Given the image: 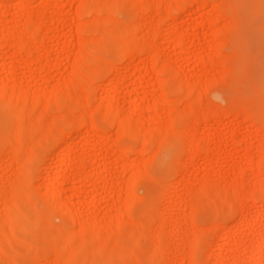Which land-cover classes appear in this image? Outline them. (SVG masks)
I'll return each instance as SVG.
<instances>
[{"label": "bare ground", "instance_id": "obj_1", "mask_svg": "<svg viewBox=\"0 0 264 264\" xmlns=\"http://www.w3.org/2000/svg\"><path fill=\"white\" fill-rule=\"evenodd\" d=\"M76 1L77 7L74 9L75 12L72 20L66 24L67 31L63 39L73 38L76 42L77 52L73 57L71 73L63 84L57 85L55 89L49 93L47 98L44 94L34 90H23V88H21L22 79L18 80V83L16 82V84L10 85L9 78H6V80L0 78L1 108L10 111L8 123L14 126L12 127L11 133L12 140H10L15 145L14 152L11 153L15 154V161H17V170L14 168L13 171L16 176L15 180L8 183V186L6 183V186H3L7 187L6 193L8 196L3 199L0 197V264H31L32 260L29 258L34 257L32 254L37 251L39 247L28 242L27 236L30 233L29 230L34 229V231H40V225L49 233L44 236V241H47L46 243L44 242V246L47 248L46 254L44 255L46 263L38 261L39 264H108L109 261H114V264H125L127 262L130 264H141V259L145 258L144 254H146V256L148 255V258L150 256L152 259H155L156 263L162 260V262H164V259H166L164 255L170 254L171 258L167 264H200L197 258V252L200 248L198 241H187L186 247L180 250L176 248L175 245L172 244L175 247L170 245V243H172V236H174L173 233L180 229V224H187L189 226V231L191 228V232H193L195 237L203 236V230L196 227L197 225L193 226L194 224L192 225L191 221L194 216L203 214L211 215L216 219L214 225L210 226H213V228L211 227L212 231L217 233L221 231V225L217 217L231 210H234L237 214L236 221L244 225L248 231L245 242L229 250L226 256L233 259V264H264V235L257 236L258 231L249 227L247 218V211L249 210L248 202L259 204L258 209L260 210L264 208V172L261 169L264 163V124H254V120L252 121L251 116L247 114L248 111L244 112V110L241 109L238 111L240 112L239 114H244L241 115L242 118L240 119L243 122L244 120H250L253 123L252 126L248 125L249 127H247L248 137L242 138L239 129L230 126V122L223 123L219 120L220 117L235 120L238 118L239 114L227 108L218 107L217 109L213 107L214 109L211 110L204 108L196 115L193 109L195 103H201L200 101L207 91L220 84L225 76H229L225 70L226 68L222 70L221 64L224 65L226 61H231L239 56L238 52L234 54L233 51L232 54L226 56H222L224 53L221 54V50L226 44L227 35L238 28V21L233 11H227L223 3L218 2L214 4L212 3L213 0H210L212 2L209 3V6L211 3L213 4L210 7L212 11L216 13L215 18L205 19L200 17L195 20V24L193 25L194 28L199 27L205 22L209 24L207 35H209L210 40L203 50L202 57L198 59L204 60L209 66L215 68L223 78L219 80L199 79L198 81L192 82L178 79L175 69L169 62L160 59L159 52L157 49H153V45L149 47L136 41L134 33H140V31H138L139 27H136V25L130 27L128 24H126L128 26H125V23L123 25L121 21V24L116 26L112 21L113 18H110L108 13L126 9L130 12L131 19L144 18L147 25H143H145L144 28H146L148 24L152 23V20H154V16L150 15V13L155 12V14H159L156 21V30L167 21H172V41L178 48L188 51L185 45L186 34L180 29L178 22L185 5L190 6L196 4L198 8H204L206 7V3L203 0ZM228 1L231 2L230 0ZM30 5L31 0H21L19 10L29 7ZM230 6H232L231 3ZM3 8L5 7L0 5V14ZM100 15L104 17L101 18ZM219 15L220 17L218 18ZM85 17L92 20L86 23L80 22V20ZM222 17L227 20L226 25L220 29L216 28L214 26L215 22ZM63 22H65V20L61 17L57 20V25ZM40 23L41 22L38 20L33 23L25 22L23 24V29L19 32L15 31L8 35H4L3 33L0 34V48L4 46L3 49L7 47L13 50L10 54L11 60L8 63L10 66L15 65L20 59L26 58L27 60L24 65H38V72L48 68L49 61H47V50L42 44L41 39L44 27L41 25L42 23ZM41 29L43 30L41 31ZM156 30L152 33L148 32L153 42L156 38ZM91 33L97 34L96 39H85L83 37V35ZM196 40L197 39H194V41ZM236 45L235 43L233 47L235 48ZM107 46H109V50L106 49ZM61 50H65L63 46ZM112 51L115 53L118 52V56L126 57L129 61V65L141 54L145 55L142 70L139 72L137 78L138 80H142L146 77L154 79L160 94L162 93L161 96H157V98L153 99L147 107L149 113L148 120L139 121L135 119L134 116L140 111L139 104L131 106L128 115L123 114V109L121 107L113 105L112 98L114 95L108 87L117 82L116 72L118 67L111 64L109 61L110 52ZM186 59L187 60L183 61V64L191 65L192 63L188 61V58ZM101 71H107L110 76L109 84L103 91L105 103L103 104V102H100L96 107V111L101 114L105 124L110 127L115 126L117 132L127 135L129 138L140 142L142 145L144 143H151L159 147L169 142L183 144L186 147L185 153L188 152L190 155V157H187L192 161L197 157H201V154H204V156H202L204 158L203 170L205 171L213 167L220 170L222 166L221 161L229 154H232L233 148L238 146L240 151L245 152L242 162L247 168L255 167L254 179L259 181L261 185L255 188H245L241 180H234L228 184L214 185L207 178L201 183L191 181L188 185H183L181 180L177 179L175 181L178 183V188L197 187L195 194L185 200L189 205V216L187 215V217H184L183 215L175 214L174 216L178 219V223L172 222L171 220L166 221L152 209L147 217H142V221L131 220L127 213L128 208L133 203H137L141 200L133 196L131 192V187L135 183L138 184V182L139 184H146L149 192L153 194L157 200L163 196L162 198L165 202L159 204L157 201L156 206L158 204L161 208L160 205L166 203L167 213L170 216L174 214V205L171 201L173 192L176 188H174L173 185L169 186L170 182L169 184L167 183L168 185L166 182H156L151 175L147 173L145 168L149 162L148 158H150V155L147 159H143L141 155H138L133 160L131 159V161L126 160L127 150L119 151V153L114 152L113 150L116 147L113 143L111 145L110 136L107 133H95V139L89 140L90 135L96 130L95 125L92 122H88L90 120L85 122L84 118H79V114H77L79 115L78 118L68 115L62 116V114L60 117H54L50 120V124L47 122L46 124L48 125L46 126H44L45 123H43L46 119V115L44 114L46 110L43 108L55 107L59 110H64L62 111L64 114L68 113L66 112L67 107L65 108L60 105L63 101L66 102L67 105L69 104L72 106L71 111L80 110L82 114L86 113L84 111L88 109L82 108L87 104L83 93L90 90V77ZM165 74L176 79L175 92H178L181 97L182 94H184V98L181 99L180 97V99L178 98L173 101L164 100L163 95L168 90L167 79L165 80L162 77ZM216 93L217 92H212L213 95L211 96H215L214 94ZM258 102V106H260V104L262 106V108L260 106V114H262L264 105L261 103L262 101L260 104ZM165 103H168L169 107L160 114L161 105ZM181 103L187 107V110L181 111L179 109ZM206 106L209 105L206 104ZM233 108L236 107L233 106ZM31 116L34 117L33 120ZM53 116H55V114ZM261 116L264 117L263 115ZM161 117H167L170 121L160 128L152 129L151 126L158 123ZM43 118L44 120L42 122L41 120ZM256 118L255 116L254 119ZM193 119H196L195 124L192 123ZM221 122L225 124H222V126L226 127L223 135L227 139V142H223L224 148L222 151H218V149L214 148V133L208 132L207 137H205L193 131L196 125L199 124H209V126L214 129L218 128ZM72 125L84 127L86 135L84 136L85 142L83 145L86 150L89 143L104 147V149H100V156L107 161L105 168H101L98 163L100 158L99 154L90 156L88 152H84L83 156H74L72 159L69 158V155L74 152L75 147L72 143V135L68 136L65 130ZM28 134L35 135V139L28 137ZM255 135H259L261 140L253 150V143L250 137ZM52 142H55L56 150L61 152L59 156L52 160V163L57 162L58 164L56 165L55 172L49 179L47 193L42 194L36 186H32L28 181V170L25 164L27 159H32L35 157V154L42 153L44 151V146ZM10 149L11 148H9V150ZM135 149L136 148H134V150ZM135 151L136 152L133 153H144L140 150L137 151V149ZM22 152L25 153V158H21ZM50 153L53 154L54 152ZM154 153L155 151L153 154ZM13 154L12 156H14ZM127 161H129V165H132L136 161H140L142 167L138 172L132 170L131 173H129L130 175L126 182V186L123 190H119L123 193L122 195L119 194L120 197L117 200V205L111 211L110 215L107 216L110 217L107 224L101 221L96 223L88 219L81 212L75 210L70 202L64 200L62 186L77 180L83 181L85 184L97 182L96 180L100 173H102L103 176H107L108 166L118 162L125 163ZM52 163H49L45 168L41 169V173L46 174L52 168ZM87 164H90L89 171H86L85 168ZM227 168L238 171V174L241 176L247 172V168H242L237 165L227 166ZM120 170L125 172L124 167ZM176 178L177 177H175V179ZM111 187L115 189L114 186ZM167 187L169 188L167 189ZM68 198H76L77 200L79 194L76 191H72ZM90 203H92V201H90ZM39 206L46 207L52 214L69 223L72 230L69 231V229V232L66 230V233H62L60 230L52 227L40 211ZM29 220L31 223H29ZM206 220L208 219L205 218V222ZM147 223L150 224L151 227L146 228L143 226V224L146 225ZM216 236L213 235L214 239H217L215 243L213 242V251L209 256L205 257L209 264H223L224 254L222 250L227 243L236 239L235 235L230 231L225 232L222 236H219V234ZM179 237L181 241L186 240L183 234ZM173 240L175 239L173 238ZM212 241L210 240L211 243ZM147 252H150V254Z\"/></svg>", "mask_w": 264, "mask_h": 264}, {"label": "rangeland", "instance_id": "obj_2", "mask_svg": "<svg viewBox=\"0 0 264 264\" xmlns=\"http://www.w3.org/2000/svg\"><path fill=\"white\" fill-rule=\"evenodd\" d=\"M149 1H153V0H149ZM203 1L206 3V7L204 8H198V5L196 4L190 6L185 5L183 7L181 17L178 22L180 29L184 31L186 34L185 45L188 48V51H184L178 48L176 44L172 41L171 39L172 21H167L165 24L161 25L158 30H156V21L157 18L159 17V14L157 13L155 14V12L150 13V15L154 16V17L152 16L154 20H152V23L148 24L146 28H144L145 25H143V24L147 25L144 18L142 19L141 17L140 19L142 20H140L139 18L133 20L130 18L131 17L130 12L126 9L123 10L120 9L115 12L108 13V16H110V18L111 17L113 18L112 21L116 26L120 25L121 22H123V25L125 23V26L129 25L131 27L136 25V27H139L138 31H140L142 36L140 35L139 32L134 33L136 41L139 42L140 44L149 47H152L153 45V49H157V51L159 52L160 59L162 61L166 60L165 62H169L170 65L175 69L178 79L192 81V82L198 81L199 79L219 80L223 78L221 74L215 68L209 66L204 60L198 59L202 57L203 50L208 44V41L210 40L209 35H207L209 30L208 29L209 24L205 22L197 28H194L193 25L195 24V20L197 18L199 19L200 17L205 19L215 18L216 13L212 11L210 6L213 5L212 3L214 4H217L218 2L223 3L224 8L226 7L225 9L227 11H233V13L235 14L238 21L237 22L238 28H236L234 31H232L227 35L226 44L221 50V54L224 53L222 54V56H226L232 54L233 51L234 54H237L236 52H238L239 56L238 58L235 57V59L231 61L229 60L226 61L224 65L220 63L223 68L222 70L226 68L225 70L227 71L229 76H225L220 84H218L211 90L207 91L203 95L204 97H202V99L203 98L204 99L203 100L201 99L200 101L201 103H195L193 109L195 110L196 115H198L204 108L208 110L214 109L213 107H216L217 109L218 107L227 108L230 111L237 114L240 113L238 111L243 109L244 112L248 111V113L247 112L246 113L251 116L252 121L253 120L255 121L258 118L257 119L258 121L257 120L255 122L253 121L254 124L257 123L264 124V117L261 116V115L264 116L263 114L264 110L263 113L260 114L261 112L260 102L262 101L261 103H263L264 105V0H238V1L230 0L231 2H229L228 0H220V1L213 0V2L210 0H203ZM20 2L21 0H0V5H3L5 7L1 10L2 13L0 14V34L3 33L4 35H8L15 31L19 32L21 29H23V24L25 22L33 23L35 21L37 22V20L40 21L42 23L40 24L44 27V30L41 29V31L43 30L42 32L43 34L41 33L42 44L45 46L47 50V55H48L47 61H49L48 63L50 66L48 65L47 69L40 70L41 72H38V67H39L38 65L37 66L24 65L27 60L26 58H22L15 65L10 66L8 63L11 60L10 54L11 51L13 50L12 49L10 50V48L7 47L5 48L6 49L5 50L3 49L4 47L3 46L0 48V78L4 80H6V78L7 79L9 78L11 80V81L9 80L10 85L12 84L14 85L16 84V82L18 83V80L22 79L21 88H23V90L31 89L36 92L44 94L48 98L49 93H51L57 85L63 84L65 79L71 73V67H72L71 65L73 64V57L77 52V46L73 38L63 39V37L65 36L67 31L66 24L72 20L73 14L75 12L74 9H76L77 7L76 6L77 1L76 0H31V5L29 7L19 10ZM210 2L212 3L209 6ZM230 3L232 6H230ZM61 17L65 20V22L60 23V25H57V20ZM100 17L103 18L104 16L102 17V15H100ZM219 17L220 15L218 16V18ZM89 20L92 19L85 17L81 19L80 22L86 23L89 22ZM226 23L227 20L224 17H222L221 19H217L214 26L220 29L223 28L226 25ZM155 30H156V38L153 42L150 33L148 34V32L152 33ZM86 35H83L85 39L86 38L96 39L97 37L96 36L97 34L94 33L86 34ZM194 39L197 40L194 41ZM235 43L237 45L234 48L233 45H235ZM62 46L64 47L65 50H61ZM106 49L109 50V46H107ZM115 52L114 51L110 52L111 54L109 57L110 63L118 67L116 72L118 80L115 84H111L108 87L109 89H111L114 95L112 98V103L114 106L121 107L123 109L124 115H128L129 113L128 111L131 106L139 104L140 111L134 117L136 120L146 121L149 119V113L147 107L150 105L153 99L157 98V96H161L162 93L160 94V91L158 90L154 79L150 77H146L142 80L140 79L138 80L137 78L139 72H141L142 70L145 55L141 54L140 56H138L139 58L137 57L135 61L130 63L129 65V61L126 57L118 56V52L117 53ZM186 58H188V61L192 63L191 65L183 64V61L187 60ZM108 76L109 73L107 71H101L98 72L96 75H92L90 77V85H89L90 90L83 93L87 104L82 108L88 109L84 111L86 113L82 114L80 110L71 111L72 106H70L69 104L67 105V103L63 101V103H61L60 105L65 108L67 107L66 112H68L69 114L68 113L64 114V112H62L64 110H59L55 107L43 108L44 110H46L44 112V110L42 109L44 114L46 115L45 117L46 119L44 120L43 118L41 121L43 122L44 120L43 123H45L44 126H46L51 123L50 120H52L54 117H60V115L62 114H63L62 116L68 115L75 118H78L80 115L79 118L82 119L84 118L85 122L90 120L88 122H92L95 125L96 130L94 131L93 134L90 135L89 140L95 139V135H94L95 133L96 134L107 133L110 136L111 145L113 143L114 146L116 147L113 150L114 152L119 153V151L121 152L123 150H127L126 160L131 161V159L133 160L138 155H141V158L143 159H147L148 156L150 155V158H148L149 162L147 163L145 168L147 173L151 175V177L156 182L158 183L166 182V184L167 183L169 184L170 182L169 186L173 185V187L176 188L173 192V197L171 201L174 205V212H173L174 214L170 216L167 213L166 203L160 205L161 208L158 206V204L156 206L157 201L159 202V204L165 202L162 198L163 196L161 197L162 199L158 198L157 200V198L149 192L146 184H142V183L139 184L138 182V184L135 183L131 187V192L133 196L140 198L141 200L138 201L137 203H133L128 208L127 213L131 220L134 219L137 221L138 220L142 221L143 220L142 217L143 216L147 217L152 209H154V211L157 212V214L161 215L166 221L171 220L172 222L178 223L179 221L174 216L175 214L176 215L179 214L181 216L183 215L184 217L185 216L187 217V215L189 216L188 213L189 205L185 200L191 195L195 194L197 187L191 186L185 188H181V187L178 188V183L177 181H175L177 179L178 180L180 179L183 185H188L191 181H196L198 183H201L204 180H206V178L209 179L214 185L228 184L234 180H241V183L244 185L245 188H255L261 185L259 181H256L254 179L255 167L247 168V166L242 162L245 156V152L240 151L238 146L233 148L232 154H229L221 161L222 166L220 170L213 167L212 169L205 171L203 170L204 154H201V157H197L194 161H192L191 159H189L190 155L187 152V150H186L187 153H185L186 147L183 144L169 142L166 144H162L159 147H156L151 143H144L142 145L140 142L129 138L127 135L117 132L115 126L110 127L109 125L105 124L104 121L102 120L101 114L96 111V107L100 102L101 103L103 102V104L105 103L103 91L105 87H107L109 84L110 76L109 77ZM162 77L165 80L167 79L166 82L168 87L167 92L164 93L163 95L164 100L173 101V100H177L178 98L180 99L181 95H179L178 92H175L176 83H177L176 79L167 74L163 75ZM212 92L213 93L217 92L216 94H214L215 96H213L214 99L211 96L213 95ZM182 98H184V94H182L181 99ZM257 102L260 104V106H258ZM183 103H181V105L179 106V109L181 111L187 110V107H185ZM206 104L209 106H206ZM233 106H235L236 108H233ZM168 107H169L168 103L162 104L159 113L161 114L162 112L166 111ZM71 112L73 114L74 113L76 114H74L73 116ZM54 114L55 116H53ZM243 114L242 113L239 114L240 117L238 116V118L235 120L230 118L224 119L226 117L224 118L220 117L219 120H221L223 123L230 122V126L240 130L242 138H247L248 137L247 127L252 126L253 123L250 120H244L243 122L240 119L242 118L241 115ZM9 116H10V111L2 109L0 102V197L1 199L8 196L6 193L7 187H3V186H6V184L8 186V183L12 182L16 178L15 173H13V171L14 168L16 169L17 167L16 165L17 161H15L16 160L15 154L11 153L14 152V148H15L14 143L11 141L12 127L14 126L8 123ZM255 116L257 117L256 119H254ZM33 118L34 117L31 116L32 120ZM169 121H170L169 118L161 117L159 122L153 124L151 128L152 129L160 128ZM47 122L48 124H46ZM195 122L196 119H193L192 123L195 124ZM222 122L221 125L219 124L218 128H214L216 130L210 127L209 124H199L196 125L193 131L205 137H207L208 132L214 133L213 134L214 148L218 149V151H222L224 148L223 142H227V139L223 135L224 129L226 127L222 126L223 124ZM41 125L43 126L42 123ZM65 133L68 134V136L72 135L73 137L72 143L74 144L75 147L74 152L69 155L70 159H72L74 156H83L84 152H88L90 156H92L93 154H97V155L99 154L100 156L101 154L100 149L101 148L104 149V147L101 145H94L90 143L87 146V150L85 149L83 143L85 142L84 136L86 135V131L84 130L83 126L72 125L67 130H65ZM27 136L32 139H35L34 137H36L33 134L32 135L28 134ZM250 139L251 142L253 143L252 149L254 150V148H256V146L259 144L261 137L259 135H255V136H251ZM125 145L129 147H126ZM9 148L11 149L9 150ZM134 148H136L137 151L140 150L143 151L144 153L143 154L133 153L136 152L135 151L136 149L134 150ZM43 150L44 151L42 153L35 154L34 158L27 159L26 164L25 162L24 164L28 170V181L30 182V184L32 186H36L37 189H39V191L42 194H45L47 193L49 179L52 176V174L55 172L56 165L58 164L57 162L52 163V160L55 157L59 156V153L61 151L56 150L55 142L45 145ZM154 151L155 153L153 154ZM50 152L52 153L54 152V153L51 154ZM12 154L14 156H12ZM24 155L25 153L22 152L21 158H25ZM46 155L47 157L49 155L50 156L47 158ZM129 161L125 163L118 162L116 164H112L108 166L109 168H108L107 176H103V174L100 173L98 179L96 180L97 182L91 184H85L83 181L77 180V181H71L68 184L62 186L64 200L70 202V204L72 205L73 208H75V210L81 212L88 219H91L96 223L101 221L104 224H107L110 218L107 216L110 215L111 211L117 205L118 203L117 200L120 197V195H122L123 193V192L121 193V191L119 190L120 189L123 190L124 187L126 186V182L130 175L129 173H131L132 170L134 172L136 171L138 172L141 170L142 166L140 161H136L132 165H129L128 163ZM106 162H107L106 159L100 156L98 163L101 168L106 167ZM49 163H52L51 166L52 168L46 174H42L41 169L45 168ZM89 165L90 164H87L88 167L87 166L85 167L86 171H89ZM232 165L234 166L237 165V166H241L242 168H247V172L241 176L240 174H238V171L227 168V166H232ZM122 167H124L125 172L120 170ZM261 169L264 172V163L262 164ZM66 173H67V169H66ZM41 174L43 175V177ZM175 177L177 178L175 179ZM111 186H114L115 189L112 188ZM168 188L169 187H167V189ZM72 191H76L79 194V198L77 200L76 198H71V199L68 198L69 194H71ZM166 200L168 201L167 197ZM90 201H92V203H90ZM248 205H249L248 207L249 210L247 211V218L249 221V227L253 230L258 231L257 236H263L264 208L260 210L258 209L259 204L252 202H248ZM39 209L43 213L45 219L55 229L60 230L62 233L64 232L66 233V230L67 232L72 230V227L69 223L52 214V212H50L46 207L39 206ZM206 215L205 214L196 215L191 219L192 225L194 224L193 226L197 225L196 227H199L200 229L203 230L204 232L203 236L195 237L193 235V232H191V228L189 231V226L187 224H180V229L176 230L177 232L175 231L173 233L174 236H172V241H171L172 243H170V245L173 244L176 246V248L181 250V248L183 249L186 247L187 241L196 240L200 245V248L197 252V258L199 263L209 264L205 257L211 254V252L213 251V242L215 243V241H217V239H214L213 235L216 236L219 234V236H222L225 232L230 231L233 235H235L236 239L227 243L225 248L222 250V253L224 254L223 264H233V259L226 255L229 250L245 242L246 234L248 230L244 227V225H241L236 221L237 214L234 210H231L222 213L217 217L221 225V231L223 233L221 231L214 233L212 231L213 226L210 225H214V221L216 219H214V217H212L211 215H207V216ZM205 218L208 219L206 220V222H205ZM29 223H31L30 220ZM143 226L146 228L151 227V225L148 223L146 225L143 224ZM39 230L40 231H34V229L29 230L30 233L27 236L28 242L32 243L34 246L39 247L37 251L33 252L32 256L34 257L29 258L32 260L31 264L34 263L36 264L38 261H43V263L45 262L44 255L46 254L47 248L44 245L47 241H44V236L47 235V233L49 232L44 230L41 225ZM181 233L185 235L186 240H182V241L180 240L179 236L182 235ZM190 236L191 238L192 237L193 238L191 239ZM173 238L175 240H173ZM210 240L211 241L214 240V241H212L211 243ZM147 253L150 254V252ZM147 256L146 254H144L145 258L141 259V264H164V263L167 264L169 262V259L171 258L170 254L164 255L166 256L167 260L164 259L165 258L164 257L163 258L164 262H162L163 261L162 260L161 262L156 263L155 259H152L150 256L148 258ZM114 263H115L114 261L108 262V264H114ZM37 264H39V262ZM125 264H130V263L127 262Z\"/></svg>", "mask_w": 264, "mask_h": 264}]
</instances>
